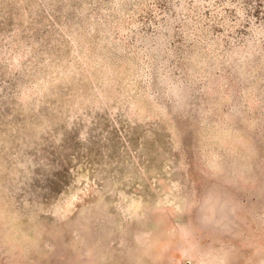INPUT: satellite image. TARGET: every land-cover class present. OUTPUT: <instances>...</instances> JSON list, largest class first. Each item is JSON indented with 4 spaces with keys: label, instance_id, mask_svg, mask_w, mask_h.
Returning a JSON list of instances; mask_svg holds the SVG:
<instances>
[{
    "label": "rangeland",
    "instance_id": "rangeland-1",
    "mask_svg": "<svg viewBox=\"0 0 264 264\" xmlns=\"http://www.w3.org/2000/svg\"><path fill=\"white\" fill-rule=\"evenodd\" d=\"M0 264H264V0H0Z\"/></svg>",
    "mask_w": 264,
    "mask_h": 264
}]
</instances>
